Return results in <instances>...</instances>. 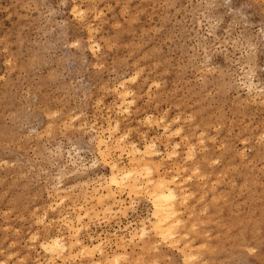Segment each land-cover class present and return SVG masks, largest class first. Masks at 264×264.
<instances>
[{
  "label": "rangeland",
  "instance_id": "rangeland-1",
  "mask_svg": "<svg viewBox=\"0 0 264 264\" xmlns=\"http://www.w3.org/2000/svg\"><path fill=\"white\" fill-rule=\"evenodd\" d=\"M100 135L129 168L132 142H158L144 163L176 177L174 240L146 184H109ZM59 212L122 264H264V0H0V264H51Z\"/></svg>",
  "mask_w": 264,
  "mask_h": 264
},
{
  "label": "bare ground",
  "instance_id": "bare-ground-1",
  "mask_svg": "<svg viewBox=\"0 0 264 264\" xmlns=\"http://www.w3.org/2000/svg\"><path fill=\"white\" fill-rule=\"evenodd\" d=\"M74 6V5H73ZM77 6H79V5H77ZM71 8H73L74 9V7H71ZM75 8H76V6H75ZM231 8V7H230ZM72 9V10H73ZM233 9V8H232ZM75 10V9H74ZM73 10V11H74ZM80 10L81 9H79V10H77L78 11V13H80L81 14V12H80ZM83 10V9H82ZM77 11L75 12V14L77 13ZM84 11V10H83ZM79 15V14H78ZM84 15V14H83ZM233 15V14H232ZM237 17H238V15H236ZM82 17V16H81ZM231 17H233V16H231ZM239 18V17H238ZM237 19V18H236ZM246 19V18H245ZM200 21V20H199ZM243 21V20H242ZM247 21V20H246ZM244 22V21H243ZM89 26L90 25H88V28H89ZM90 29V28H89ZM261 33H263V32H261ZM261 42H262V40H261ZM254 45H255V43H254ZM250 73H252V72H250ZM249 73V74H250ZM248 74V75H249ZM115 88H118V87H115ZM123 92H128V91H123ZM128 95V93H125V96H127ZM119 95H121V98L123 99L125 96H122V95H124V93L122 94V93H120ZM122 101V100H121ZM120 101V103H124V102H126V101H122L121 102ZM120 106V105H119ZM117 125V124H116ZM116 125H115V128H116ZM110 126H111V124H110ZM114 128V129H115ZM179 129H181L180 127H179ZM117 130V129H116ZM175 130H176V128H175ZM178 130V129H177ZM176 130V131H177ZM175 131V132H176ZM180 131V130H179ZM110 132H112V131H110ZM171 133V132H170ZM121 135V134H120ZM126 135V134H125ZM122 136V135H121ZM186 136V135H185ZM125 137V136H124ZM116 138V137H115ZM185 138V137H184ZM98 140H97V142H98V144H97V146H99V148H100V152H101V155H103L104 157H102V158H107L108 157V159H110V157H111V149H112V147H111V144H110V142L108 143L107 142V140L105 139V138H103V136H98V138H97ZM120 139V138H119ZM112 140V139H111ZM122 140V139H121ZM120 140V141H121ZM180 140H182V139H180ZM117 141V140H116ZM119 141V142H120ZM167 141V140H166ZM198 141V140H197ZM119 142H118V144H119ZM129 142V141H128ZM176 142V141H175ZM199 142V141H198ZM157 141L155 140V139H151L149 142H148V144L146 145L145 144V148L144 149H142V148H140V147H138V146H136L135 144H133V142L131 143V148H130V153H131V166H130V168L129 167H127L126 165H125V167L123 166V165H121L120 163H119V160L118 159H116V158H112L113 159V161H112V170H111V176H110V182H109V184L111 183V184H114V185H117L118 187L120 186H122L123 185V183L125 184V185H127V181H129V180H131V181H129V183H128V187H129V190H131L130 192H135V193H138L137 191L138 190H141V188L142 187H144L145 186V184L147 185L146 186V189H145V192H148V194H149V196L151 197V200H152V202H153V207H154V211H153V215H154V217H155V221H154V224H153V231H154V236L155 237H157V238H161V240L162 239H164V240H174V238H175V234H176V228H178V222L179 221H177V219H175L174 220V218H177V216H180V214L178 213L179 211L177 210V208H176V202H177V204H181V200L179 199V201H177L178 200V192H177V188H174L173 186H172V184L174 183V179L176 178L174 175L172 176V179H173V177H174V179L172 180V179H170V180H168L166 177H163L162 175H161V173H159V174H157L158 176L156 177V181H153L152 180V177H150V176H148L149 174H151L152 173V170H153V168H154V166H152L151 164H149V163H144V160H145V162H149V160L147 161L146 159H148V158H152V157H154V155L156 154V153H158V151H159V149L157 148ZM115 144H116V142H115ZM130 144V143H129ZM175 144V143H174ZM194 145V144H193ZM120 146V145H119ZM175 147H177L176 145L175 146H173V149L175 148ZM188 147V146H187ZM194 147V146H193ZM193 147H192V149H193ZM113 148H115V149H117L118 147H113ZM121 148V147H120ZM125 148V147H124ZM189 148V147H188ZM115 149H114V152H115ZM176 149V148H175ZM190 149V148H189ZM189 149H187L188 151H189ZM192 149L190 150L191 151V153H192ZM119 150V149H118ZM123 151V150H122ZM188 151H186V153L188 152ZM190 151L185 155V156H187V158H188V154L190 153ZM99 153V152H98ZM121 153V152H120ZM129 153V152H128ZM129 153V154H130ZM190 153V154H191ZM173 154V153H172ZM190 154H189V157L191 158V157H193L194 155H195V153H193V156H192V154H191V156H190ZM100 155V156H101ZM171 155V154H170ZM118 156V155H117ZM167 156V155H166ZM169 156V155H168ZM129 158V159H130ZM169 158V157H168ZM186 158V159H187ZM207 159V158H206ZM151 161H153V160H151ZM150 161V162H151ZM3 162V161H2ZM153 163V162H152ZM210 163V162H209ZM179 164V163H178ZM153 165H155V164H153ZM155 168H157V170H159V168H158V166H156ZM178 168V167H177ZM183 169V168H182ZM184 169H185V167H184ZM195 169V168H194ZM193 169V171L195 172V170ZM180 170V169H179ZM197 170V169H196ZM176 171V170H175ZM158 172V171H157ZM192 172V171H191ZM143 175L145 176V178H144V180H143V178L141 179L140 177H143ZM208 177H209V175H208ZM191 177H189V179H190ZM187 181V180H186ZM148 183H150V188L149 189H147L148 188ZM172 183V184H171ZM180 183V182H179ZM178 184V183H177ZM179 185V184H178ZM111 186V185H110ZM122 187H124V186H122ZM126 187V186H125ZM125 187H124V189H125ZM127 188V187H126ZM145 188V187H144ZM178 188L180 189V186H178ZM185 188V187H184ZM123 189V188H122ZM186 189V188H185ZM87 190V189H86ZM118 190H120V189H118ZM148 190V191H147ZM181 190V192L183 191L182 190V188L180 189ZM111 192H109V196L108 197H106L105 199H100L99 200V204H101L102 206L106 203V201H107V199H109V197H113V198H115V196H114V193H115V191H114V193H113V191L112 190H110ZM117 192V191H116ZM85 193V192H84ZM180 193V192H179ZM186 194H187V192H185ZM185 193H182V194H185ZM185 194V195H186ZM189 194V193H188ZM185 195H183V196H185ZM190 195V194H189ZM189 195H187V196H189ZM69 196V195H68ZM85 197H86V195H84ZM183 196H180L179 195V197H183ZM117 197V196H116ZM190 197V196H189ZM187 198V197H186ZM116 199V198H115ZM114 199V200H115ZM182 199V198H181ZM185 199V198H184ZM183 199V200H184ZM182 200V201H183ZM109 201H110V199H109ZM115 201H117V199L115 200ZM185 201V200H184ZM121 202V201H120ZM179 202V203H178ZM117 203H118V201H117ZM114 204V203H113ZM113 204H111L112 206H113ZM121 204V203H120ZM186 204V203H185ZM111 205H110V207H111ZM181 205H184V202L181 204ZM53 208V207H52ZM93 208V207H92ZM193 208V207H192ZM87 209V208H86ZM106 210V212L107 211H109V210H111V209H105ZM178 211V212H177ZM87 213H88V209H87V211H86ZM181 212V211H180ZM92 213V212H91ZM95 213V212H94ZM110 213V212H109ZM176 213H178L177 215H176ZM93 214V213H92ZM182 214V213H181ZM79 215V214H78ZM96 215H98L97 213H96ZM191 215V214H190ZM63 216V214L61 213V212H59L58 214H57V216H56V218H57V224H56V232L55 233H53V235H51V236H49L48 237V239H44L43 240V242L42 243H40V245L42 244V246L44 247V250H46L47 252H48V254H49V258H47V259H49L50 260V262H51V264H52V262H54L55 261V259L56 258H58V257H60V258H63L62 259V261L64 260V259H66V258H64V257H67V258H70V259H73V258H75V257H78V256H88V260L91 262L90 264H92L93 262V264H103L104 262H106V264H118V263H120V261L122 260V258H124V260L127 258L128 259V256H126L127 255V247H125V254L122 252V253H117V254H108L107 252H105V250H104V248H103V244L101 243V242H98V243H96V244H93V246L92 245H89L88 243H85L84 242V240H83V238H82V236H81V229H82V225L81 226H79V224H76V223H74V220H73V218H71V217H69L68 219H67V223H66V227L68 228V231L70 232V235L69 236H65L64 235V232H62L63 230H64V228H63V230L60 228L62 225L60 224L61 222H62V219H60L61 217ZM176 216V217H175ZM64 217V216H63ZM62 217V218H63ZM68 217V216H67ZM67 217H64L65 219L67 218ZM102 217V216H101ZM103 217H105V215H103ZM22 219V218H21ZM76 219H78V222H79V220H80V217H78V216H76ZM50 220H51V218H50ZM64 220V219H63ZM179 220V219H178ZM181 220V219H180ZM56 221V220H55ZM184 221H186V220H184ZM203 221V220H202ZM202 221H201V223H202ZM35 223H38V222H35ZM65 223V222H64ZM180 223H182V224H180ZM179 224L181 225V227H182V225L184 224L183 222H180ZM177 226V227H176ZM191 228H193L194 229V227H195V225L193 226V224H191ZM192 229V230H193ZM148 227L144 224V226H143V229H142V232H141V236H143L146 232L148 233ZM68 232V233H69ZM179 233V232H178ZM33 234V233H32ZM31 234V235H32ZM137 235V234H136ZM146 235V234H145ZM48 236V235H47ZM182 236V235H181ZM185 236V235H184ZM144 237V236H143ZM142 237V238H143ZM148 237V236H147ZM179 237V236H178ZM185 237H187V236H185ZM144 239V238H143ZM131 240L133 241L134 240V236H132L131 237ZM148 240V239H147ZM149 241V240H148ZM152 242H154V244H152V246H154L155 244H156V242L155 241H157V240H155V241H153V240H151ZM151 241H149L150 243H152ZM191 241V240H190ZM189 241V242H190ZM146 242L147 241H145V245H146ZM158 242V241H157ZM177 242V241H176ZM148 243V242H147ZM150 243H149V245H150ZM170 243H172V241L170 242ZM174 243V242H173ZM179 243V242H178ZM187 243V242H186ZM169 244V243H168ZM189 245V244H188ZM188 245H186L185 244V246H188ZM201 245V244H200ZM199 245V246H200ZM204 245V244H203ZM41 246V247H42ZM151 245H150V247L153 249L154 247H155V249H156V245L154 246V247H152ZM182 246H184V245H182ZM198 246V245H197ZM150 247H148L149 249H151ZM203 247V246H202ZM205 247V246H204ZM190 248H192V247H190ZM181 249V248H180ZM250 249V248H249ZM188 250H189V247H188ZM199 250V249H198ZM77 251V252H76ZM96 251H98V252H100V254H101V256H100V258H99V260H95L94 258H93V253L94 252H96ZM186 251V250H185ZM121 254H123V255H125V257L122 255L121 256ZM183 254V253H182ZM188 254H190L191 256H192V254L189 252H187V254L186 255H188ZM194 254H197V253H194ZM11 255V254H10ZM117 255H119V256H117ZM81 256H80V258H81ZM112 256H114V257H112ZM139 256V255H138ZM137 256V257H138ZM185 256V255H184ZM194 256V255H193ZM197 256V255H196ZM111 257L113 258V260H111ZM140 257V256H139ZM59 258V259H60ZM121 258V259H120ZM195 258V257H194ZM126 259V261H128ZM136 259V258H135ZM191 259H193V258H191L190 257V259H188L187 261H193V260H191ZM137 260V261H136ZM135 261L137 262H135L134 261V264L136 263V264H138V261H139V263H140V261H141V264L143 263V261L142 260H139L138 258L136 259ZM184 260H186V259H184ZM48 261V260H47ZM65 261V260H64ZM63 261V262H64ZM130 261V264H132V262H131V260H129ZM5 262V261H4ZM38 263H40V262H38ZM37 263V264H38ZM127 263V262H126ZM3 264V263H2ZM40 264H42V263H40ZM46 264H49V263H46ZM120 264H122V263H120ZM128 264H129V262H128ZM149 264H151V262L149 263ZM152 264H154V262L152 261Z\"/></svg>",
  "mask_w": 264,
  "mask_h": 264
}]
</instances>
